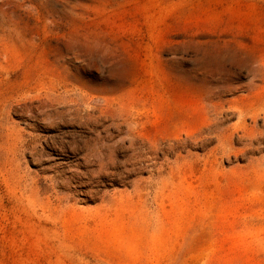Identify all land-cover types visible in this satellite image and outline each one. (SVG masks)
<instances>
[{
    "label": "rangeland",
    "instance_id": "1",
    "mask_svg": "<svg viewBox=\"0 0 264 264\" xmlns=\"http://www.w3.org/2000/svg\"><path fill=\"white\" fill-rule=\"evenodd\" d=\"M0 264H264V0H0Z\"/></svg>",
    "mask_w": 264,
    "mask_h": 264
},
{
    "label": "trees",
    "instance_id": "2",
    "mask_svg": "<svg viewBox=\"0 0 264 264\" xmlns=\"http://www.w3.org/2000/svg\"><path fill=\"white\" fill-rule=\"evenodd\" d=\"M118 171L121 172L122 168H117ZM131 176H128L126 173L124 175H118L115 177L116 179L113 181L116 186L126 185V182L130 179Z\"/></svg>",
    "mask_w": 264,
    "mask_h": 264
}]
</instances>
